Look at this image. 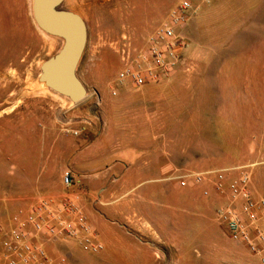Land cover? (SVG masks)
Wrapping results in <instances>:
<instances>
[{
    "label": "rangeland",
    "instance_id": "1",
    "mask_svg": "<svg viewBox=\"0 0 264 264\" xmlns=\"http://www.w3.org/2000/svg\"><path fill=\"white\" fill-rule=\"evenodd\" d=\"M179 1L66 0L64 6L81 14L88 27L78 67L88 95L74 103L39 79L42 63L63 41L36 24L32 0H0V195L83 197L90 191L80 176L73 174L71 188L63 182L71 169L68 136H112L121 145L130 131L154 124L162 127L159 141L172 145V179L141 183L122 197L128 190L122 182L107 181L101 191L122 211L107 216L109 225L140 242L143 256L152 255L130 264H259L215 214L227 198L182 187L177 176L252 164L253 191L264 197V0L201 2L179 29L188 42L189 70L140 87L128 80L131 85H117L122 49L129 45L137 56ZM52 126L60 128L62 143L50 158L42 139ZM5 131L11 143L5 144ZM45 243L52 257L65 256L71 264H117L104 261L105 244L100 252H87L78 241Z\"/></svg>",
    "mask_w": 264,
    "mask_h": 264
},
{
    "label": "built area",
    "instance_id": "2",
    "mask_svg": "<svg viewBox=\"0 0 264 264\" xmlns=\"http://www.w3.org/2000/svg\"><path fill=\"white\" fill-rule=\"evenodd\" d=\"M211 1L180 0L137 56L131 54L129 45L124 47L121 81L128 80L140 87L167 79L178 70H189L188 42L179 29L189 23L201 2ZM177 178L182 187L208 183L202 188L204 195L214 191L226 197L227 201L215 209L217 218L233 241L245 244L264 264V197L253 193L249 166L189 171ZM63 179L65 187H73L72 170H66ZM46 239L51 242L76 239L87 252H100L104 248L82 204L81 193H63L60 198L40 195L28 207L18 208L9 224L0 223V264H65V256L55 259L50 255Z\"/></svg>",
    "mask_w": 264,
    "mask_h": 264
},
{
    "label": "crops",
    "instance_id": "3",
    "mask_svg": "<svg viewBox=\"0 0 264 264\" xmlns=\"http://www.w3.org/2000/svg\"><path fill=\"white\" fill-rule=\"evenodd\" d=\"M126 82L128 81H121L117 85H131L130 82ZM154 101L157 100L154 99ZM154 111H157V109L154 108ZM161 129L162 127H157L154 124L148 126L140 125L136 128V131L129 132L128 138L125 139V143L121 145H116V139L112 136L105 137L109 143L104 142L105 139L103 136L88 141L81 137L79 138L78 135L68 136V166L71 168L70 170L73 171L75 176L81 177L90 191L87 195L82 197V204L86 207L89 218L98 232L99 240L105 244V249L101 255L104 258V261H111L117 264H130L135 261L151 260L152 255H150V257L142 255L144 246H142L140 242L127 237L124 234H118L115 228L109 225L107 216L110 214L118 216L122 211H119L117 204H111L110 201L106 202L107 196L102 197L101 191L103 189V184L107 181L122 182L125 184L126 188H128L126 193H122V197L129 194V191L132 188L139 186L141 183L146 184L172 179V145L167 142L162 144L159 141L158 134L162 133ZM7 133V131L4 132L5 144L8 142L11 143V138ZM24 133L23 131L20 132L21 142H23V138H26ZM133 133L137 135L136 138H134ZM61 141L60 128L52 126V128L46 127L44 129L42 142L48 157L51 158L56 154L55 146L57 144L60 146L62 143ZM243 165H247L249 168L252 166V164H240L220 168L238 167ZM207 185L209 184L207 183ZM207 185L205 184L203 186ZM203 186L200 188L202 189ZM59 188H61V186H59ZM59 192L60 190L57 193ZM95 193L98 194V198L95 197ZM253 193L258 197L254 191ZM36 197L37 195L30 196L26 193L1 194L0 223L9 224L12 215L18 210V208L23 206L28 207L35 201ZM109 197L111 198V195ZM57 198H60L59 194L57 195ZM93 198L94 201L91 203ZM96 199H98V201H96ZM93 204H96L97 206L95 207ZM68 241L77 240L68 239ZM153 258H155L154 255ZM257 261L259 263L258 258ZM65 264L71 263L66 262Z\"/></svg>",
    "mask_w": 264,
    "mask_h": 264
},
{
    "label": "water",
    "instance_id": "4",
    "mask_svg": "<svg viewBox=\"0 0 264 264\" xmlns=\"http://www.w3.org/2000/svg\"><path fill=\"white\" fill-rule=\"evenodd\" d=\"M66 0H32L36 24L60 38V49L41 65L39 79L48 88L74 103L85 99L88 88L78 75V67L88 42V27L81 14L64 6Z\"/></svg>",
    "mask_w": 264,
    "mask_h": 264
},
{
    "label": "bare ground",
    "instance_id": "5",
    "mask_svg": "<svg viewBox=\"0 0 264 264\" xmlns=\"http://www.w3.org/2000/svg\"><path fill=\"white\" fill-rule=\"evenodd\" d=\"M42 32V31H41ZM43 84H44V82H43Z\"/></svg>",
    "mask_w": 264,
    "mask_h": 264
}]
</instances>
